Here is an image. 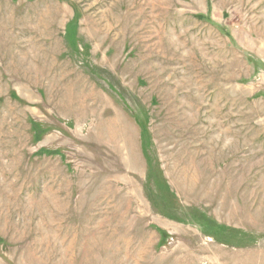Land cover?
Listing matches in <instances>:
<instances>
[{"label":"rangeland","instance_id":"374dc122","mask_svg":"<svg viewBox=\"0 0 264 264\" xmlns=\"http://www.w3.org/2000/svg\"><path fill=\"white\" fill-rule=\"evenodd\" d=\"M0 264H264V0H0Z\"/></svg>","mask_w":264,"mask_h":264}]
</instances>
